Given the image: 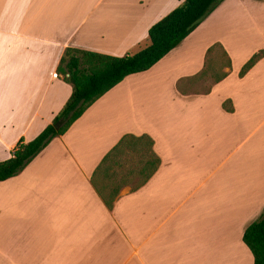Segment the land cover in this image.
<instances>
[{
	"label": "crops",
	"instance_id": "0c3cea01",
	"mask_svg": "<svg viewBox=\"0 0 264 264\" xmlns=\"http://www.w3.org/2000/svg\"><path fill=\"white\" fill-rule=\"evenodd\" d=\"M181 3L0 0V162L69 98L57 73L65 49L122 57ZM214 44L231 71L203 94L191 80ZM261 51L264 0H224L152 68L95 101L0 182V264H253L242 236L264 211V56L238 73ZM124 135L151 137L161 164L108 210L90 179Z\"/></svg>",
	"mask_w": 264,
	"mask_h": 264
},
{
	"label": "trees",
	"instance_id": "16d2710c",
	"mask_svg": "<svg viewBox=\"0 0 264 264\" xmlns=\"http://www.w3.org/2000/svg\"><path fill=\"white\" fill-rule=\"evenodd\" d=\"M223 1L182 0L179 6L149 28L146 45L134 54L113 57L74 48L65 49L57 73L71 87V94L51 124L33 140L27 143L20 140L10 157L0 162V182L22 172L53 139L66 133L95 101L125 77L152 68ZM216 49H219L223 56V60H216L218 62L213 57ZM263 56L262 51L254 54L241 67L238 76L244 77ZM230 71L229 57L219 44H214L206 52L203 69L191 81L196 84L211 73L212 82L202 92L207 94L212 86L224 80ZM178 90H182L179 84ZM222 107L231 112V101L223 102ZM153 144L148 135H124L96 167L90 183L108 210L113 208L115 199L124 189L135 192L156 173L161 161L153 150ZM242 242L250 251L253 264H264V211L245 229Z\"/></svg>",
	"mask_w": 264,
	"mask_h": 264
},
{
	"label": "rangeland",
	"instance_id": "374dc122",
	"mask_svg": "<svg viewBox=\"0 0 264 264\" xmlns=\"http://www.w3.org/2000/svg\"><path fill=\"white\" fill-rule=\"evenodd\" d=\"M260 1L263 2V0H260ZM143 45L144 44L140 45L139 47H134L133 49L128 51V54H134V53L138 52L143 47ZM213 57L215 58V61L216 60H218V61L223 60V56H222L221 51L219 49L215 50ZM218 61H216V62H218ZM217 67H218V64H217ZM210 75H211V73H209L208 76L204 77L200 82H198L200 84L199 92H203L204 89L207 88L211 84L212 79H211Z\"/></svg>",
	"mask_w": 264,
	"mask_h": 264
}]
</instances>
